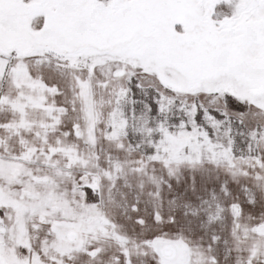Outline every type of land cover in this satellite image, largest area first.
I'll use <instances>...</instances> for the list:
<instances>
[{"label": "snow or ice", "instance_id": "6c2138e0", "mask_svg": "<svg viewBox=\"0 0 264 264\" xmlns=\"http://www.w3.org/2000/svg\"><path fill=\"white\" fill-rule=\"evenodd\" d=\"M0 264H264V0H0Z\"/></svg>", "mask_w": 264, "mask_h": 264}]
</instances>
